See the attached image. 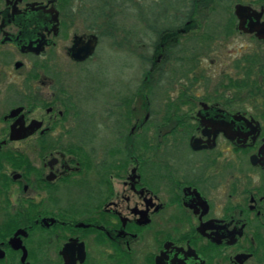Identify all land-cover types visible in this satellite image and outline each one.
I'll list each match as a JSON object with an SVG mask.
<instances>
[{
    "label": "flooded vegetation",
    "instance_id": "1",
    "mask_svg": "<svg viewBox=\"0 0 264 264\" xmlns=\"http://www.w3.org/2000/svg\"><path fill=\"white\" fill-rule=\"evenodd\" d=\"M0 264H264V0H0Z\"/></svg>",
    "mask_w": 264,
    "mask_h": 264
},
{
    "label": "rangeland",
    "instance_id": "2",
    "mask_svg": "<svg viewBox=\"0 0 264 264\" xmlns=\"http://www.w3.org/2000/svg\"><path fill=\"white\" fill-rule=\"evenodd\" d=\"M175 7L176 6L174 4L170 5L171 10H174ZM136 20L142 29L139 31L140 35L141 34L145 35V38L151 37L150 39L151 43H155L158 40L157 31H150V29L148 28L149 26H151L150 20H145L141 14L138 15V18ZM165 22L168 23V20H166ZM216 22H219L217 18L214 19L209 18L206 21V23L204 22V24L202 25L203 28L201 29V31H213ZM171 23L173 24V21H171ZM144 41L145 43H147L146 40ZM138 51L141 52V49ZM134 64H137L135 62V58H132L131 56L128 57L125 53L122 54L121 56L119 54L118 55L104 54L101 57V64L93 69H96L95 74L106 76L107 77L106 80L108 82H110L108 79L114 80L117 78H120L122 79V81H125L127 77L129 79L130 77H134L136 79L135 77L136 74L138 75L139 78L141 77L142 75L141 71H143V67H140L138 65L134 66ZM139 65H142V63H139ZM205 65L206 66H204V68L203 69L201 68L200 70H202L203 73L207 76L211 75L210 73H212L211 71L213 70V68L208 66V63H206ZM216 77L219 78L218 76ZM196 91H203V90L200 86L197 85L196 88H193L192 92H196ZM186 157H188V154L186 155Z\"/></svg>",
    "mask_w": 264,
    "mask_h": 264
},
{
    "label": "water",
    "instance_id": "3",
    "mask_svg": "<svg viewBox=\"0 0 264 264\" xmlns=\"http://www.w3.org/2000/svg\"><path fill=\"white\" fill-rule=\"evenodd\" d=\"M246 11H248L247 8H244V7L240 6V5L236 6L235 15H236V17H237V19L239 21L238 26H239L240 29H244L245 19H244L243 12L247 13Z\"/></svg>",
    "mask_w": 264,
    "mask_h": 264
}]
</instances>
